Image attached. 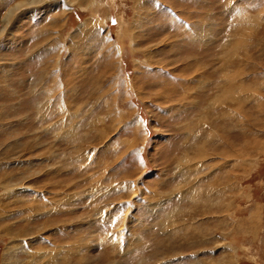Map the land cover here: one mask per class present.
I'll use <instances>...</instances> for the list:
<instances>
[{
    "label": "rangeland",
    "instance_id": "374dc122",
    "mask_svg": "<svg viewBox=\"0 0 264 264\" xmlns=\"http://www.w3.org/2000/svg\"><path fill=\"white\" fill-rule=\"evenodd\" d=\"M0 264H264V0H0Z\"/></svg>",
    "mask_w": 264,
    "mask_h": 264
},
{
    "label": "bare ground",
    "instance_id": "6f19581e",
    "mask_svg": "<svg viewBox=\"0 0 264 264\" xmlns=\"http://www.w3.org/2000/svg\"><path fill=\"white\" fill-rule=\"evenodd\" d=\"M8 14H10V13H8ZM8 20V19H7ZM238 27V26H237ZM237 37V36H236ZM226 57H227V55H226ZM226 57H224V58H226ZM237 57V56H236ZM223 58V59H224ZM226 61H227V58L225 59ZM227 78V77H226ZM234 80V79H233ZM230 81H232V80H230ZM232 85V84H231ZM230 87L229 86H227L226 87V89H225V95H228L229 93L231 94L232 93V91H231V89H229ZM218 91V90H217ZM243 91V90H242ZM224 93V92H223ZM224 95V96H225ZM233 95V94H232ZM233 99V98H232ZM230 101V100H229ZM232 101V100H231ZM37 112H41V109H39V110H37ZM101 133V132H100ZM205 145V144H204ZM203 150H204V148H203ZM194 151V150H193ZM195 154L197 153V154H201L202 152H201V148H198V151H195L194 152ZM235 166V165H234ZM236 166H237V164H236ZM228 177V176H227ZM17 189V188H16ZM6 190V189H5ZM7 190H8V188H7ZM8 192H11V191H8ZM10 194H12V192L10 193ZM202 200V199H201ZM204 209V208H203ZM27 210H30L29 208H27ZM249 218V217H248ZM246 219V218H245ZM256 219H258V218H256ZM165 220V219H164ZM167 220V219H166ZM167 221H169V219L167 220ZM241 221V223H242V220H240ZM178 222V221H177ZM176 222V223H177ZM215 222V221H214ZM221 222V221H220ZM244 222V221H243ZM258 222L259 221H255V219H253L252 218V220H250V221H246L243 225L244 226H246L247 228H244V229H248V230H250V232L248 233V235H251V237H253V236H255L256 234H257V230H258ZM123 223V222H122ZM175 223V224H176ZM239 224H240V222H238ZM161 224V223H160ZM170 224V223H169ZM168 224V225H169ZM172 224V223H171ZM122 225V224H121ZM158 225V224H157ZM163 225V224H162ZM166 226H167V224H166ZM178 226H180V225H178ZM236 226H240V225H237L236 224ZM44 227H46V225L44 226ZM175 227V226H174ZM241 227V226H240ZM171 228V227H170ZM169 228V229H170ZM173 229V228H172ZM181 229V228H180ZM180 229H178V230H180ZM242 229V228H241ZM235 230V229H234ZM167 231H168V229H167ZM172 231V230H171ZM174 233H175V230L173 231ZM245 232V231H244ZM176 233H180V231H176ZM243 233V232H242ZM247 233V232H246ZM254 233V234H253ZM168 234V233H167ZM240 234V233H239ZM172 235V234H171ZM180 235V234H179ZM168 236V235H167ZM175 237V236H174ZM180 238V237H179ZM169 239V238H168ZM173 239V238H172ZM186 239V238H185ZM254 239V238H253ZM174 241H175V239H174ZM159 242V241H158ZM160 244V243H159ZM162 244V243H161ZM172 244V243H171ZM190 244V243H189ZM164 245V244H163ZM170 246V245H169ZM174 246V245H173Z\"/></svg>",
    "mask_w": 264,
    "mask_h": 264
}]
</instances>
